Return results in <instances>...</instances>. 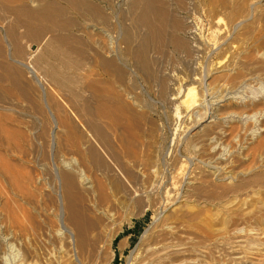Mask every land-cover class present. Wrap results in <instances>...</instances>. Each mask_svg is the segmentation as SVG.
Masks as SVG:
<instances>
[{
  "label": "bare ground",
  "instance_id": "1",
  "mask_svg": "<svg viewBox=\"0 0 264 264\" xmlns=\"http://www.w3.org/2000/svg\"><path fill=\"white\" fill-rule=\"evenodd\" d=\"M165 1L128 0L114 16V0H0V222L39 227L25 205L51 162L63 259L108 264L116 251L108 259L97 231L111 227L112 244L131 217L153 212L129 264H264V210L258 227L237 230L226 245L218 230L210 240L190 228L204 218L218 222L224 206L255 196L264 205V6L195 0L224 10L232 33L222 38L216 67L188 82L180 65L194 62L199 49L188 40L186 17L173 11L188 13L192 0ZM165 47L177 56L178 73L156 77L150 102L117 86L126 80L124 57L148 71L152 48ZM251 120L257 129L238 151L237 130ZM37 145L43 167L31 158ZM119 204L123 215H106V206ZM26 249L12 245L1 264H27V257L37 264V247Z\"/></svg>",
  "mask_w": 264,
  "mask_h": 264
},
{
  "label": "rangeland",
  "instance_id": "2",
  "mask_svg": "<svg viewBox=\"0 0 264 264\" xmlns=\"http://www.w3.org/2000/svg\"><path fill=\"white\" fill-rule=\"evenodd\" d=\"M100 1L101 0H96ZM114 6L109 10L112 15H117L119 8L117 6L121 3L122 7H125L128 0H114ZM247 2H255L257 5L264 6V0H246ZM165 2L169 3L168 0ZM190 9L188 13L180 12L178 8H175L173 12L179 13L184 18V24L187 29L190 30L188 34V40L190 44L199 49L197 53L196 60L187 65H180L182 71L187 78L188 82L190 80L189 76L200 75L201 72L207 71V69H213L216 64L221 61V57L218 48L220 47L223 37H227L232 33V28L228 23V16L224 10L221 11H210L208 3L199 4L195 0L189 2ZM221 20L223 24L220 26L218 31V26L216 22ZM150 69L148 71H141L139 66L133 61L132 57H124V62L126 63L127 69H125L126 80L123 84L117 85L118 87H127L132 90L131 92H137L140 94L144 102H150V98L153 97L152 87L155 84L156 77L162 76L164 73L168 72L173 74L176 72L177 56L173 55L169 47H165L162 52H159L156 48H152L150 52ZM178 73V72H176ZM196 73V74H195ZM101 78L106 79L102 74ZM176 86L183 89L179 82ZM184 90V89H183ZM65 92V91H64ZM245 92V91H244ZM68 93V92H66ZM62 94V92H61ZM69 94V93H68ZM63 95V94H62ZM249 93H246L248 96ZM58 97V96H57ZM70 101L73 99L68 95L65 96ZM10 103L9 106L20 109L16 102L7 101ZM14 104V105H13ZM175 114V107L173 108ZM156 111L158 115L162 114V109L157 106ZM262 112V111H261ZM263 113V112H262ZM173 114V113H172ZM245 116V115H244ZM172 126H170V143L172 142V132L178 127L179 119L174 115L172 118ZM257 120L243 121L237 130V136L234 142V148L240 151L245 148L247 144L250 143V138L255 133L257 129ZM40 145L33 148L31 158L38 162L41 167H43L44 162L39 161ZM49 150V148H48ZM249 150L245 151L236 160L244 158ZM260 157L258 159H261ZM53 167L47 164L46 168L43 167L41 174L42 184L39 194H35L25 207L28 209L29 213L36 216L39 223L37 229L27 228L22 231L20 227L12 228L5 222H0V259L8 256L11 250V246L15 245L16 248H20L21 251L26 255L27 246L30 248L32 245L37 247L39 258L37 264H74L73 259L70 257L67 259L61 258V241L54 235L56 229L59 227V222L55 218L56 206L55 198L60 192L59 183L53 176ZM261 197H254L252 202L241 201L236 205L224 206L221 209V219L218 222H210L204 218L197 225L190 226L198 232H203V234L208 235V239L213 240L216 230L220 237L226 241L230 235H232L237 230H250L252 228L258 227L256 218L262 215L261 210H264V205L260 203ZM246 203V204H244ZM112 204V203H110ZM106 215H111L112 217H118L125 213L124 207L118 205V207H112V205L106 206ZM167 207L162 206L161 211L166 212ZM98 211L97 214H99ZM1 216V215H0ZM247 216V217H246ZM51 220H53L51 222ZM153 224V212H148L146 215L133 216L131 217V222L125 224L124 231L117 235L112 242L109 244L111 237L109 233L112 231L111 227H104L103 230L97 231L100 236L102 233L104 235V240L98 243V247L104 251L108 257L111 256V250L116 251V256L113 260L108 261V264H129V257L132 256V251L141 241L144 232L149 229ZM14 233H11L12 231ZM211 242V241H209ZM227 241L225 242L226 245ZM103 249H102V248ZM229 248L224 246L221 251L222 261H227L229 258ZM252 255L250 258H255ZM27 264L30 263L31 259L27 257ZM1 264V260H0Z\"/></svg>",
  "mask_w": 264,
  "mask_h": 264
}]
</instances>
